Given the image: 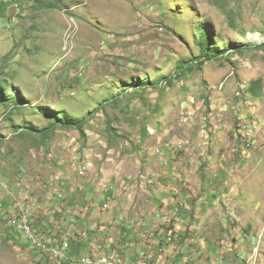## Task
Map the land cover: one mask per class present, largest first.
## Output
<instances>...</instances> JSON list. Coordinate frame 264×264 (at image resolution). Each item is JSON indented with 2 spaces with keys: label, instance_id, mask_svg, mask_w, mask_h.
Instances as JSON below:
<instances>
[{
  "label": "rangeland",
  "instance_id": "374dc122",
  "mask_svg": "<svg viewBox=\"0 0 264 264\" xmlns=\"http://www.w3.org/2000/svg\"><path fill=\"white\" fill-rule=\"evenodd\" d=\"M202 27L223 54L199 68ZM0 88L22 100L0 104V264H57L21 210L74 264L107 248L93 225L168 264H264V0H0ZM60 112L84 135L24 134Z\"/></svg>",
  "mask_w": 264,
  "mask_h": 264
},
{
  "label": "built area",
  "instance_id": "2783aa9c",
  "mask_svg": "<svg viewBox=\"0 0 264 264\" xmlns=\"http://www.w3.org/2000/svg\"><path fill=\"white\" fill-rule=\"evenodd\" d=\"M9 224L17 232L22 233L29 241L31 246L42 254H45L55 260L57 264H74L71 262L69 254V243L67 239L61 241L44 238L40 231L35 230L33 220L24 210L17 215L8 218ZM95 251L86 253L80 260V264H145L147 254L139 252L132 262L125 261L124 257L113 250H106L101 245H94ZM100 253L96 256L94 253Z\"/></svg>",
  "mask_w": 264,
  "mask_h": 264
},
{
  "label": "crops",
  "instance_id": "0c3cea01",
  "mask_svg": "<svg viewBox=\"0 0 264 264\" xmlns=\"http://www.w3.org/2000/svg\"><path fill=\"white\" fill-rule=\"evenodd\" d=\"M98 218H99V221L101 222L104 219H106L104 213L101 214ZM49 228L51 229V227ZM91 229L95 231L94 240L99 239L98 242L103 243L104 245L107 246L106 250H113V251L120 253L124 257L125 261L127 262H132L136 258V256L139 254V252H142V251L145 252L147 256L149 257V264H168V261H170L167 257V254L164 255V253L166 252V247L161 243L160 244L158 243L157 246H155V244L157 243V238L150 235L151 237L149 239H146L140 233L141 230L136 231L133 234H127L128 231L125 229H122L121 235H118V234L111 235L106 239V236L108 235V231H105V227L98 229L96 225H93ZM78 243L81 244V247H78L77 245L75 246L76 253L82 252V248L85 245V243L83 244L82 242L81 243L78 242ZM87 250L88 249H86V251ZM176 256H177L176 258L177 260L183 259V257H181V254H177ZM158 259H160L159 263L157 262ZM207 259L211 261L213 260L211 257H208Z\"/></svg>",
  "mask_w": 264,
  "mask_h": 264
},
{
  "label": "trees",
  "instance_id": "16d2710c",
  "mask_svg": "<svg viewBox=\"0 0 264 264\" xmlns=\"http://www.w3.org/2000/svg\"><path fill=\"white\" fill-rule=\"evenodd\" d=\"M46 5L49 7V9H53V8L57 7L56 3H51V2L49 4H46ZM199 30H200L199 46H200V50H201V56H200V59L197 63L199 65V68H201L207 62H211V61L220 59L221 55L223 53L220 51H217V50H211V48H210L211 33H210L209 28L202 27ZM163 80L167 81V78H163ZM168 83H170V82L167 81V84ZM146 85H148V83L143 84L141 86H146ZM258 87H259V83L258 84L253 83L252 87L249 88L252 95H257V88ZM123 89H126V87H123ZM14 100L16 103L22 104V100H21L18 93L13 92V96L7 98L3 88H0V104L1 105L7 106V108H8L10 101H14ZM18 100L20 102H18ZM53 118L55 119V121H54V124H52L50 127L39 129V128H35L34 126L30 125L29 127L23 128V130H26L24 132V134H26L30 137L34 136V135H38L43 141L48 139L49 137H51L53 134H55V131L58 128L65 129V130H70V129L77 130L79 133L84 135L83 128L87 123L86 120H82V121L77 120L74 117L69 116L65 112H60L57 115H53ZM19 234H21V233H19Z\"/></svg>",
  "mask_w": 264,
  "mask_h": 264
},
{
  "label": "clouds",
  "instance_id": "9594fccd",
  "mask_svg": "<svg viewBox=\"0 0 264 264\" xmlns=\"http://www.w3.org/2000/svg\"><path fill=\"white\" fill-rule=\"evenodd\" d=\"M6 2H7V1H6ZM9 217H10V216H9ZM9 217H8V218H9ZM8 218H6V219H7V222H8V224H9ZM9 226H10V224H9ZM10 227H11V226H10ZM11 228L15 231V234H16V233H20V232H17L13 227H11ZM21 234H22V233H21ZM22 235H23V234H22ZM23 236H24V235H23Z\"/></svg>",
  "mask_w": 264,
  "mask_h": 264
},
{
  "label": "bare ground",
  "instance_id": "6f19581e",
  "mask_svg": "<svg viewBox=\"0 0 264 264\" xmlns=\"http://www.w3.org/2000/svg\"><path fill=\"white\" fill-rule=\"evenodd\" d=\"M145 264H149V260H147V257L145 259Z\"/></svg>",
  "mask_w": 264,
  "mask_h": 264
}]
</instances>
